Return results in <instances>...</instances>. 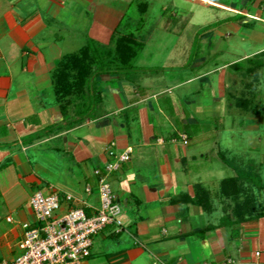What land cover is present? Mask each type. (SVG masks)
Masks as SVG:
<instances>
[{
	"label": "crops",
	"instance_id": "0c3cea01",
	"mask_svg": "<svg viewBox=\"0 0 264 264\" xmlns=\"http://www.w3.org/2000/svg\"><path fill=\"white\" fill-rule=\"evenodd\" d=\"M108 1L0 0V261L17 253L20 222L33 219V192L55 188L83 195L87 183L97 184L94 170L111 160L110 149L131 148V159L109 177L123 228L99 234L84 264H262L264 135L247 136L244 152L225 150L218 136L224 126L215 127L212 137L198 116L214 118V111L223 117L235 108L253 114L247 129L264 128L256 102L243 110L236 99L252 96L237 86L254 56L246 66L203 70L202 59L192 72L182 71L185 63L168 74L166 66L137 63L144 43L133 70L96 77L88 103L73 95L66 105L58 92L74 77L62 70L66 56L89 39L111 44L116 18ZM67 23L75 33L89 32L74 50L64 44L74 35ZM192 95L193 111L181 104ZM212 159L220 162L218 173ZM95 193L91 200L97 203Z\"/></svg>",
	"mask_w": 264,
	"mask_h": 264
},
{
	"label": "rangeland",
	"instance_id": "374dc122",
	"mask_svg": "<svg viewBox=\"0 0 264 264\" xmlns=\"http://www.w3.org/2000/svg\"><path fill=\"white\" fill-rule=\"evenodd\" d=\"M104 4H108L109 9L115 13L114 32L117 38L119 35L123 36L133 32V36L144 41L145 48L136 59L139 65L155 66L157 63L166 66L165 72L168 73L179 71L181 67H185L183 66L185 63L188 64L186 65L187 69L182 71L192 72L197 66V62L202 59H207V65L203 66V70L234 62H238L239 66H244L245 59L252 56L254 57L251 64H256L259 60L264 62V0H109ZM252 6H254L253 10ZM244 13L245 15H242ZM248 18L250 20H247ZM241 20L245 22L238 23ZM66 27L67 31L74 34L66 36L67 39L64 43L66 50H74L89 39V32L75 33L73 31H76V26L68 23ZM83 30H86L85 26ZM74 37H78V39ZM114 41L117 42L116 39ZM219 74H213L210 79L217 78ZM241 81L237 86L240 88L239 91L244 90V94L248 91L249 95L252 90V93L254 91L256 95L258 94L257 97H254L257 104H254L262 111L263 119L264 63L258 71L257 78H254L252 74H244ZM163 82L162 84L170 83L169 79L163 80ZM207 83L203 86L206 85L204 88L209 89ZM157 86L159 87V85ZM194 87L190 86V91ZM236 99L245 103L250 99V95L248 97L242 95ZM194 100V95L190 99L182 98L181 104L192 110L193 107L188 104V101L193 103ZM234 100V96L230 98V102ZM207 102H211L209 97ZM235 110L237 109L234 108L230 112L227 110L223 117L213 111L210 113V117L214 116V118H206L207 115L205 116V113L202 112L198 115L204 121L203 127H200L206 128V133L215 137L218 134L215 127L217 129L223 125L224 128L218 134L222 148L227 150V148L234 147L237 148V152H244L247 136L257 133L264 135V128L247 129L248 126L250 127L247 118L252 117L253 114ZM243 110L246 109L243 108ZM232 123L242 126L240 128L244 127V129L237 131L236 128H229ZM217 131L219 130L217 129ZM208 135L207 137L210 139ZM208 141L205 144L207 148H210L212 146ZM210 163L214 165V173H218L219 160L212 159Z\"/></svg>",
	"mask_w": 264,
	"mask_h": 264
},
{
	"label": "built area",
	"instance_id": "2783aa9c",
	"mask_svg": "<svg viewBox=\"0 0 264 264\" xmlns=\"http://www.w3.org/2000/svg\"><path fill=\"white\" fill-rule=\"evenodd\" d=\"M182 139L188 143L186 135ZM131 153V148L121 153L110 149L111 160L94 170L97 185L87 183L83 195L55 188L33 192L29 199L33 219L20 222L23 232L17 253L0 264H84L99 234L123 228L122 207L109 177L131 159ZM95 191L97 203L91 200ZM8 220L15 222L11 216Z\"/></svg>",
	"mask_w": 264,
	"mask_h": 264
},
{
	"label": "trees",
	"instance_id": "16d2710c",
	"mask_svg": "<svg viewBox=\"0 0 264 264\" xmlns=\"http://www.w3.org/2000/svg\"><path fill=\"white\" fill-rule=\"evenodd\" d=\"M133 35L132 32L123 36L119 35L117 38L114 32L111 44L108 46L100 45L93 39H89L88 43L78 53L67 55L62 70L65 69L69 76L73 75L74 77L58 88V92L61 93L60 100L63 101L65 98V100H69L66 101L67 105L75 95L78 96L77 98L80 97L86 104L88 103L86 99L90 97L89 95L94 86L93 79L102 74H123L133 70L136 67L134 60L144 47V41ZM263 63L262 60H259L256 64H251L247 72L257 78L258 71ZM253 94H255L254 91L252 96ZM252 96L245 101L246 104L239 101L240 106L246 109L250 104L252 105L254 103V97ZM254 106L257 107L255 104ZM115 233L116 231L113 232V234Z\"/></svg>",
	"mask_w": 264,
	"mask_h": 264
}]
</instances>
